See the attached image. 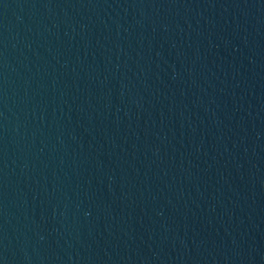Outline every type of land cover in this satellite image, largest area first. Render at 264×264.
<instances>
[{"label":"water","instance_id":"water-1","mask_svg":"<svg viewBox=\"0 0 264 264\" xmlns=\"http://www.w3.org/2000/svg\"><path fill=\"white\" fill-rule=\"evenodd\" d=\"M0 264H264V0H0Z\"/></svg>","mask_w":264,"mask_h":264}]
</instances>
